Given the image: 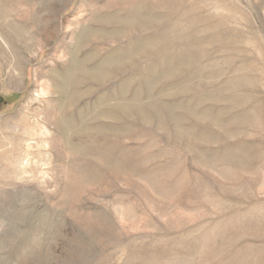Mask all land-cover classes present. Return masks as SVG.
<instances>
[{"label": "rangeland", "instance_id": "374dc122", "mask_svg": "<svg viewBox=\"0 0 264 264\" xmlns=\"http://www.w3.org/2000/svg\"><path fill=\"white\" fill-rule=\"evenodd\" d=\"M0 264H264V0H0Z\"/></svg>", "mask_w": 264, "mask_h": 264}]
</instances>
